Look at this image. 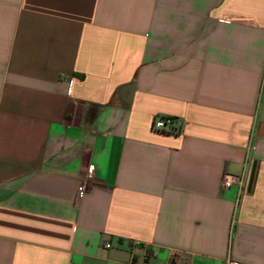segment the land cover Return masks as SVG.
<instances>
[{
  "label": "crops",
  "instance_id": "crops-1",
  "mask_svg": "<svg viewBox=\"0 0 264 264\" xmlns=\"http://www.w3.org/2000/svg\"><path fill=\"white\" fill-rule=\"evenodd\" d=\"M173 251L264 264V0H0V264Z\"/></svg>",
  "mask_w": 264,
  "mask_h": 264
},
{
  "label": "built area",
  "instance_id": "built-area-1",
  "mask_svg": "<svg viewBox=\"0 0 264 264\" xmlns=\"http://www.w3.org/2000/svg\"><path fill=\"white\" fill-rule=\"evenodd\" d=\"M222 21H230L229 19H221ZM151 127L154 130H163L170 132H178L180 131V120L174 116H155L151 121ZM93 179V166L88 165L86 170L85 178L80 182L79 188L77 191L78 197H82L90 181ZM242 176H236L233 174L225 173L221 179V186L224 188H230L232 185L238 186V188L242 185ZM135 245H140L139 242H134ZM110 244H106V247H109ZM181 254L178 251H173L170 254L169 264H172L176 259H178ZM124 264H147V257L144 253L139 255L136 258H131ZM224 264H241L237 260H233L231 258H226Z\"/></svg>",
  "mask_w": 264,
  "mask_h": 264
}]
</instances>
